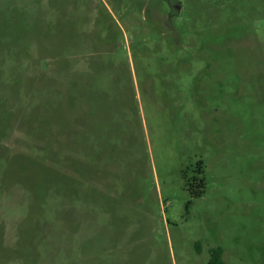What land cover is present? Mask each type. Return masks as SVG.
Returning a JSON list of instances; mask_svg holds the SVG:
<instances>
[{
    "label": "rangeland",
    "instance_id": "1",
    "mask_svg": "<svg viewBox=\"0 0 264 264\" xmlns=\"http://www.w3.org/2000/svg\"><path fill=\"white\" fill-rule=\"evenodd\" d=\"M215 248L264 264V0H0V264Z\"/></svg>",
    "mask_w": 264,
    "mask_h": 264
},
{
    "label": "trees",
    "instance_id": "2",
    "mask_svg": "<svg viewBox=\"0 0 264 264\" xmlns=\"http://www.w3.org/2000/svg\"><path fill=\"white\" fill-rule=\"evenodd\" d=\"M195 173L201 174L202 173L201 167L197 168L195 170ZM204 186H205V183H204V179L202 178H194L193 183L190 185H187L190 191L191 197L201 196L204 192ZM207 264H224L222 261V250L220 248H215L211 250L210 258Z\"/></svg>",
    "mask_w": 264,
    "mask_h": 264
}]
</instances>
